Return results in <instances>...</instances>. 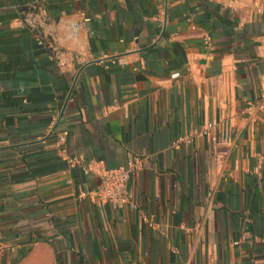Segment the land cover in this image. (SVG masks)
<instances>
[{"label":"crops","instance_id":"crops-1","mask_svg":"<svg viewBox=\"0 0 264 264\" xmlns=\"http://www.w3.org/2000/svg\"><path fill=\"white\" fill-rule=\"evenodd\" d=\"M263 88L264 0H0L12 261L264 264Z\"/></svg>","mask_w":264,"mask_h":264},{"label":"built area","instance_id":"built-area-1","mask_svg":"<svg viewBox=\"0 0 264 264\" xmlns=\"http://www.w3.org/2000/svg\"><path fill=\"white\" fill-rule=\"evenodd\" d=\"M224 3L231 7L235 0H223ZM259 104L264 108V88L260 94ZM205 133V131H203ZM66 135V131L62 133V136L59 139L64 140V136ZM188 141V139H187ZM75 163L79 160L74 158L72 159ZM141 166V160L138 158H134L129 160L126 165L118 166L110 169H105L100 173L99 182L96 186L91 189H87L83 194L91 196L94 200H97L102 203L108 202H125L131 208H137V205L134 201L130 200L127 197H124L125 188L127 182L130 178L131 173ZM256 180L258 186H261L262 175L260 172V167H255ZM90 171L89 167H83V173L88 174ZM13 247L7 243L5 235L2 233L0 229V256L6 254L7 252L13 250Z\"/></svg>","mask_w":264,"mask_h":264},{"label":"rangeland","instance_id":"rangeland-1","mask_svg":"<svg viewBox=\"0 0 264 264\" xmlns=\"http://www.w3.org/2000/svg\"><path fill=\"white\" fill-rule=\"evenodd\" d=\"M7 253L0 256V264H17L18 260H16V262H14V260L12 261V258H11L12 255L11 254H13V253H8V254ZM58 257H60V256H58Z\"/></svg>","mask_w":264,"mask_h":264}]
</instances>
